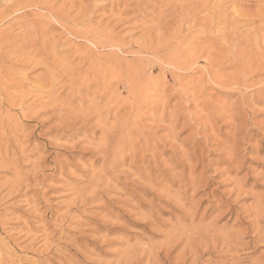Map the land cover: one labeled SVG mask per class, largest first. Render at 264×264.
Returning a JSON list of instances; mask_svg holds the SVG:
<instances>
[{
	"label": "rangeland",
	"instance_id": "obj_1",
	"mask_svg": "<svg viewBox=\"0 0 264 264\" xmlns=\"http://www.w3.org/2000/svg\"><path fill=\"white\" fill-rule=\"evenodd\" d=\"M0 0V264H264V0Z\"/></svg>",
	"mask_w": 264,
	"mask_h": 264
},
{
	"label": "bare ground",
	"instance_id": "obj_2",
	"mask_svg": "<svg viewBox=\"0 0 264 264\" xmlns=\"http://www.w3.org/2000/svg\"><path fill=\"white\" fill-rule=\"evenodd\" d=\"M242 1H243V0H242ZM242 1H241V2H242Z\"/></svg>",
	"mask_w": 264,
	"mask_h": 264
}]
</instances>
